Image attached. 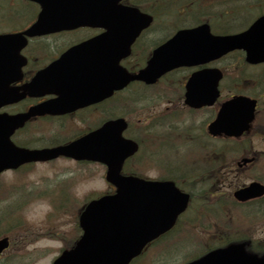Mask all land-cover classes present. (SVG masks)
Wrapping results in <instances>:
<instances>
[{
	"label": "water",
	"instance_id": "obj_1",
	"mask_svg": "<svg viewBox=\"0 0 264 264\" xmlns=\"http://www.w3.org/2000/svg\"><path fill=\"white\" fill-rule=\"evenodd\" d=\"M119 1L60 0L56 8L44 10L37 22L24 32L0 35L1 106L3 102L23 96L14 92L7 97L8 90L4 85L20 75L24 61L19 53L27 43L26 36L82 25L108 28L106 33L65 52L59 60L38 71L24 87L30 95L45 90L61 93L60 103H41L17 115L0 114V172L27 162L67 155L107 164V179L117 186L115 194L93 200L86 206L80 215L83 235L53 264H128L149 241L173 226L186 208L189 194L180 191L173 182L149 181L120 174L125 158L138 148L133 140L122 136L126 127L124 119L110 121L68 145L32 150L17 147L10 140L16 128L32 115L72 110L111 96L114 90L130 80L155 82L171 68L209 62L234 48L245 49L250 62L264 61L263 15L240 34L216 36L210 32L208 24L180 30L154 52L144 70L135 75L128 74L118 64L123 54L118 35L130 15L136 19L130 32L133 37L139 30V18L134 10L127 11L129 15L124 13ZM92 60L97 61L91 63ZM222 76L219 68H204L192 73L186 84V104L195 108L213 104L220 94ZM255 105L254 99L244 95L225 101L208 127L210 134L240 135L248 129ZM263 192L264 187L252 184L236 195L246 199ZM8 245L7 237L0 239V255ZM188 264H264V256L249 254L242 245L233 244Z\"/></svg>",
	"mask_w": 264,
	"mask_h": 264
},
{
	"label": "rangeland",
	"instance_id": "obj_2",
	"mask_svg": "<svg viewBox=\"0 0 264 264\" xmlns=\"http://www.w3.org/2000/svg\"><path fill=\"white\" fill-rule=\"evenodd\" d=\"M170 17L169 10L159 17V20L170 19ZM21 21L23 20H19ZM19 26L20 23L16 26L13 22L7 24L0 22V31L19 28ZM162 32L164 29L157 34ZM37 59L42 60L43 55H39ZM237 59L238 57L230 58L225 64H234ZM244 71L247 74L242 77V80L250 79L246 83V87L250 88L248 91L257 96H263V99L264 69L248 67ZM180 73L172 75L162 85L156 87L160 95L155 96L153 101L130 105L135 108L132 113L127 106H116L113 103L108 107V112L112 107L113 111L120 110L132 114L128 117L133 123L137 118L155 115L149 120L150 124L134 129L136 134H146L144 143H150L146 144L147 150L136 156L130 163L129 166L134 171L145 173L150 177L166 176L175 167L171 162H166L168 154L172 153L173 156L180 155L181 165H183L182 158L186 163L197 167L201 176H205L207 174L205 170L213 164V150L230 147L229 144L212 139L205 140L202 146L195 145L193 139L201 134L199 125L204 123L206 126L214 111L206 109L193 112L185 109L180 82L183 77L181 78ZM175 79H178L179 83L173 85ZM233 79L228 77L225 84ZM225 88L227 89V85ZM91 119L94 120L95 117L91 116L85 122L71 120L66 125L67 128H61L59 121H38L29 125L20 134L19 139L24 137L29 145L38 146V144L56 140V137L66 133L68 135H63L62 138H68L72 136L73 127L75 130L85 128ZM159 128L162 129L161 132L156 131ZM249 136L247 142L240 144V147L248 150H264L263 130L252 132ZM151 138L155 139V142L150 141ZM233 156L234 154L230 153L227 158ZM261 158L262 165L258 167L256 165L254 173H261L264 178V157L261 156ZM200 166L201 169H199ZM244 171L246 170L232 172L219 182L212 171L211 177H207L204 182L198 184L191 182L192 175L197 172L190 171L187 174L188 178L181 179V183L184 189L192 190L195 195L192 209L187 212L176 231L150 246L136 264H182L186 259L199 254L201 247L211 243L216 235L241 238V240L249 239L251 249L259 244L264 246V213L259 211L261 207H264V202L242 207L228 203L230 190L235 185H242L251 179V176L247 175L250 172L244 173ZM104 173L105 169L102 165L75 163L66 159L49 163H33L18 171L4 172L0 176V236L9 235L12 244L0 264H52L60 248L71 245L77 238V215L87 198L92 193L107 191L111 188L104 178ZM176 175L181 176L177 173ZM188 179L190 184L187 183ZM223 182L226 186H221ZM216 189L220 191L217 200L223 202L222 213H211L205 210L206 217H204L201 214L204 212H195L194 207L202 209L204 204L212 205L211 202L214 201L212 192ZM198 218L202 219L200 220L202 226L199 225Z\"/></svg>",
	"mask_w": 264,
	"mask_h": 264
},
{
	"label": "flooded vegetation",
	"instance_id": "obj_3",
	"mask_svg": "<svg viewBox=\"0 0 264 264\" xmlns=\"http://www.w3.org/2000/svg\"><path fill=\"white\" fill-rule=\"evenodd\" d=\"M122 2L125 5L138 7L139 9L144 10V11L153 15L152 23L147 28L142 30V32L136 37V39L134 40V42L132 44L130 55L127 56L123 60V63L129 68V70L138 71L140 68H142L147 63L149 57L152 55V52L156 48V46L159 43L163 42L164 40L168 39L166 35L165 36H158L157 35V26L158 25L169 26V23L163 24L161 22L162 20L157 19L156 12H155V0H123ZM34 7L39 9V5H37V4L34 5ZM90 31H94V32L98 31L99 32L101 30H98L97 28H90ZM61 33H70V32H61ZM61 33L56 34V35H58V39H60L59 35H61ZM135 85L138 88L147 90L151 93V87L152 86H149L148 84H145L144 82H136ZM52 96L53 95H48V96H44V97H41L38 99H32V101L33 102H39V101L47 100ZM106 103H107V100L96 104V106L94 105V106H90L88 108L80 109L76 112L64 114L63 116H61V118L59 120H62L64 122V121H68L70 119H75L77 116H80L81 117L80 121H83V122L87 121L89 119L88 118L89 115H87V114L89 113L90 110L95 109L96 107H98L100 105H105ZM102 111H105V109H103ZM260 112L262 113V116L260 117V121L259 120L256 121L257 125H258L256 132L259 130L264 131V107L262 108V110ZM46 117H49V116H46ZM55 117H60V116H55ZM253 129H254V127H253ZM245 156L254 157L253 162H249V163H246V164L239 166V160ZM261 156L264 157V150H260V151L257 150L256 151V150L250 149L249 151H246L245 153H243L240 157H238L237 154L235 156H233L230 159V161L228 162V165L224 166V168L221 166L220 163H218L217 168H216V176H217L218 182L221 180L223 181L226 178V176L229 174H232V172L236 173L242 169L246 170V171H244V173L250 172L247 175H250L251 179L253 178L252 180H258V181L260 180V182L261 181L263 182L264 179H263L261 173H254L255 168H253L255 165H257V167L262 165ZM254 177H257L258 179H255ZM244 185L245 184H243L242 186H244ZM221 186H226V184L223 182V183H221ZM257 200H260V204H261L264 202V197H262L260 199H254L253 201H257ZM251 204H252V202H251ZM259 210L263 212L264 207H261Z\"/></svg>",
	"mask_w": 264,
	"mask_h": 264
},
{
	"label": "trees",
	"instance_id": "obj_4",
	"mask_svg": "<svg viewBox=\"0 0 264 264\" xmlns=\"http://www.w3.org/2000/svg\"><path fill=\"white\" fill-rule=\"evenodd\" d=\"M188 4L189 6L192 5L193 8L191 7H186L187 13L189 14L190 18L192 21L195 22H201L204 19L208 20L209 17L208 15H211L210 13H208V7L212 6V0H188ZM193 11H192V10ZM202 19V20H201ZM202 216L206 217V213H201ZM17 218V217H16ZM199 220L202 221L201 218H198ZM1 233V232H0ZM138 261H134L133 264H136Z\"/></svg>",
	"mask_w": 264,
	"mask_h": 264
}]
</instances>
